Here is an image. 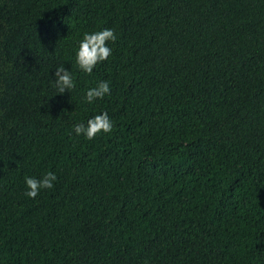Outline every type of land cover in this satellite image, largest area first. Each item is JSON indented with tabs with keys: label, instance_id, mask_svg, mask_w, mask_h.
<instances>
[{
	"label": "trees",
	"instance_id": "obj_1",
	"mask_svg": "<svg viewBox=\"0 0 264 264\" xmlns=\"http://www.w3.org/2000/svg\"><path fill=\"white\" fill-rule=\"evenodd\" d=\"M0 264H264V0H0Z\"/></svg>",
	"mask_w": 264,
	"mask_h": 264
},
{
	"label": "clouds",
	"instance_id": "obj_2",
	"mask_svg": "<svg viewBox=\"0 0 264 264\" xmlns=\"http://www.w3.org/2000/svg\"><path fill=\"white\" fill-rule=\"evenodd\" d=\"M116 39L114 31L110 28L83 33V37L78 42V48L75 51L76 65L81 71L91 74L97 64L107 60L112 54L109 42H115ZM53 76L56 93L62 94L66 90L69 91L75 87L72 73L64 66H57ZM106 95H110V85L107 80H102L86 91L83 100L88 104H92L94 100L103 99ZM112 129L113 123L107 112L93 116L87 120L86 124L78 123L74 125L75 133L83 135L89 140L94 139L98 133H110ZM56 180L57 176L52 171H46L39 177H26L24 195L35 199L41 190L52 189Z\"/></svg>",
	"mask_w": 264,
	"mask_h": 264
}]
</instances>
